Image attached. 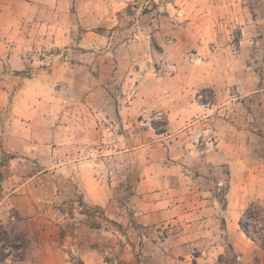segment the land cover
<instances>
[{
	"label": "rangeland",
	"instance_id": "rangeland-1",
	"mask_svg": "<svg viewBox=\"0 0 264 264\" xmlns=\"http://www.w3.org/2000/svg\"><path fill=\"white\" fill-rule=\"evenodd\" d=\"M0 31L11 47L0 52V178L16 175L21 191L39 172L48 188L34 207L56 219L64 201H80L67 172L74 163H88V172L93 165L121 202L140 174L160 166L166 152L155 148L153 129L163 131L167 121L164 90L194 82L193 93L209 103L213 90L199 85L213 72L218 82L232 78L230 93L247 95L238 101L264 94V0H0ZM240 108L252 111L247 103ZM60 191L73 196L63 200ZM83 210L101 216L100 207ZM250 211V239L260 249L264 218L255 206ZM5 225L0 233L11 237ZM0 251L12 252L1 236ZM257 262L228 253L216 264Z\"/></svg>",
	"mask_w": 264,
	"mask_h": 264
},
{
	"label": "crops",
	"instance_id": "crops-1",
	"mask_svg": "<svg viewBox=\"0 0 264 264\" xmlns=\"http://www.w3.org/2000/svg\"><path fill=\"white\" fill-rule=\"evenodd\" d=\"M1 32L0 52L11 49ZM230 82H218L210 72L199 85L213 90L206 104L193 93L194 82L161 93L166 98L159 102L160 113L167 121L163 131L152 129L159 137L155 148L166 154L156 170L139 175L128 202L100 183L93 165L83 171L89 165L83 162L67 171L80 201L75 207L64 201L58 219L36 212V194L48 188L39 172L28 177L21 191L24 184L15 183L16 175L0 178V224L10 225L11 237L23 232L28 240L15 264H216L228 253L241 263L256 255L257 264H264V249H256L239 225L251 204L264 218V94L238 101L247 95L230 93ZM3 103L0 87V129ZM242 103L252 111L241 109ZM65 169L61 178L67 181ZM60 193L63 200L73 196ZM85 204L100 207L101 216L84 211ZM0 264H14L13 253Z\"/></svg>",
	"mask_w": 264,
	"mask_h": 264
},
{
	"label": "trees",
	"instance_id": "trees-1",
	"mask_svg": "<svg viewBox=\"0 0 264 264\" xmlns=\"http://www.w3.org/2000/svg\"><path fill=\"white\" fill-rule=\"evenodd\" d=\"M200 101L202 103L204 102L202 100H200ZM152 126L155 128L154 125H152ZM158 132H161V131H158ZM252 206H254V204H251L248 207V209L246 210L245 215H244L245 219H242L239 223L241 230L246 234V236L248 238H251V236H250V232L248 229V223H247L248 221L247 220L254 217L252 212L250 211ZM0 236L2 238L6 239V241L9 244V247L12 249L11 253H13V263L15 264V263L21 261L23 258V255H24V251H25L26 246H27V242H28L25 234L23 232H17V233H14L13 236L10 238V237H8L7 231L3 230V231H1ZM260 248L264 249V243H262L260 245ZM9 254L10 253L3 255V253H1V251H0V262L3 261Z\"/></svg>",
	"mask_w": 264,
	"mask_h": 264
},
{
	"label": "built area",
	"instance_id": "built-area-1",
	"mask_svg": "<svg viewBox=\"0 0 264 264\" xmlns=\"http://www.w3.org/2000/svg\"><path fill=\"white\" fill-rule=\"evenodd\" d=\"M167 68L169 70H172V71H174V69H175V67L174 66H171V65H167ZM197 98L199 100H202V95H198ZM221 185H222V183H219L218 184V187H221ZM259 226H260V228H263L264 229V221L260 222Z\"/></svg>",
	"mask_w": 264,
	"mask_h": 264
}]
</instances>
